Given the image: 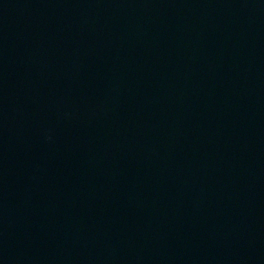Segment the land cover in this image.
<instances>
[{
	"label": "water",
	"instance_id": "95a60500",
	"mask_svg": "<svg viewBox=\"0 0 264 264\" xmlns=\"http://www.w3.org/2000/svg\"><path fill=\"white\" fill-rule=\"evenodd\" d=\"M0 264H264V0H0Z\"/></svg>",
	"mask_w": 264,
	"mask_h": 264
}]
</instances>
